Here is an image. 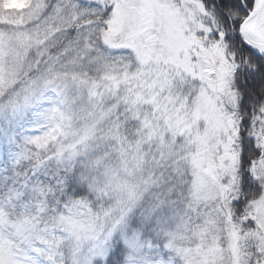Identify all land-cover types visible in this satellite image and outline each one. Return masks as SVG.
Wrapping results in <instances>:
<instances>
[{
  "label": "snow or ice",
  "instance_id": "obj_1",
  "mask_svg": "<svg viewBox=\"0 0 264 264\" xmlns=\"http://www.w3.org/2000/svg\"><path fill=\"white\" fill-rule=\"evenodd\" d=\"M0 264H264V0H0Z\"/></svg>",
  "mask_w": 264,
  "mask_h": 264
}]
</instances>
